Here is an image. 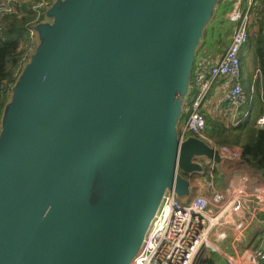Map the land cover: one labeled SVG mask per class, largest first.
Segmentation results:
<instances>
[{"label":"water","instance_id":"water-1","mask_svg":"<svg viewBox=\"0 0 264 264\" xmlns=\"http://www.w3.org/2000/svg\"><path fill=\"white\" fill-rule=\"evenodd\" d=\"M220 1L51 5L1 119L0 264H131L165 193L222 162L177 127Z\"/></svg>","mask_w":264,"mask_h":264},{"label":"built area","instance_id":"built-area-1","mask_svg":"<svg viewBox=\"0 0 264 264\" xmlns=\"http://www.w3.org/2000/svg\"><path fill=\"white\" fill-rule=\"evenodd\" d=\"M55 1H1L0 26L5 15L22 13L26 4L30 6L35 16L30 27H27L29 41L12 75L13 83L6 85L9 95L35 47L34 25L44 20L47 10ZM263 11L264 7L258 0H246L244 9L241 0H236L232 11L226 14V19L235 23L229 43L218 59L204 66L193 77L196 93L189 94L188 99L185 100L188 104L187 119L181 130L179 129L182 142L190 134L217 150L223 158L239 162L250 159L243 155L239 148L216 143L207 132L203 107L213 83L224 79L227 81L226 95L222 100L224 119L231 126L240 123V111L246 103L241 52L249 44L252 33L264 36V29L259 23ZM260 72V69L256 70L255 81L259 78ZM260 96L263 100V93ZM185 102L183 108H186ZM250 114L251 109L247 110L245 116ZM256 127L264 128V113L257 119ZM202 164L204 175L199 179L204 193L197 194L191 201L184 203L173 190L167 191L143 245L131 264H198L202 254L208 250L226 259L228 264H262L264 245L261 242L248 247L236 256L227 254L219 244L227 241L229 231L234 233V242L239 243L254 216L260 212L264 213V185L253 182L249 177H243L238 180L234 192L221 191L218 189L217 164L209 160H204Z\"/></svg>","mask_w":264,"mask_h":264},{"label":"trees","instance_id":"trees-1","mask_svg":"<svg viewBox=\"0 0 264 264\" xmlns=\"http://www.w3.org/2000/svg\"><path fill=\"white\" fill-rule=\"evenodd\" d=\"M0 0V4H1ZM262 3L264 7V0H258ZM225 13L217 6V12L215 13L214 20H212V30L210 39L206 40L203 44V49L207 51L208 47L211 51H216L220 53V49L217 47H223L225 43V38L229 36V32L223 38L219 34L215 36L218 32V27L220 23H223ZM35 19L34 13L32 12L30 6L26 4L23 8L22 13L5 15L1 20L0 26V131H1V119L3 115L4 107L10 99V95L7 92L6 85L13 83L12 75L16 69L17 62L22 53L25 52V47L29 41L27 27ZM43 20V19H42ZM260 27L264 29V12L260 19ZM30 27V26H29ZM208 34V32H207ZM28 36V37H27ZM206 39L209 38L205 37ZM215 39V41H214ZM257 49V55L261 56L260 68L264 71V42L261 38H257L252 44ZM202 49V52H203ZM201 53V52H200ZM199 50L197 52V59L195 60L194 68L196 69L197 64L201 66H207L211 64L212 56L206 61V59L212 54L208 55L205 53L206 58L202 59ZM208 53V51H207ZM201 61V62H200ZM252 80L244 87V92L246 89V103L249 104V109H251V114L249 115L247 121L240 123L236 126L224 125L218 122H212L208 120L207 132L208 134L220 145H229L232 147L239 148L242 154L253 160L255 165L262 171H264V128L256 127V121L264 113V79L255 85L254 91L252 92ZM256 93V97L250 106V99L253 94ZM263 93V100L260 94ZM245 103V104H246ZM198 264H216L211 257H202ZM264 264V261L262 262Z\"/></svg>","mask_w":264,"mask_h":264},{"label":"crops","instance_id":"crops-1","mask_svg":"<svg viewBox=\"0 0 264 264\" xmlns=\"http://www.w3.org/2000/svg\"><path fill=\"white\" fill-rule=\"evenodd\" d=\"M257 38H261V40L264 42V36H262L261 34L252 33L248 44L249 50L247 55H249L250 52L254 53V59H253L254 70L251 72V78L253 82L251 86V90L252 87L255 88V85L264 79V71H262V69L260 68L261 66L260 60L262 58L260 55L256 54L257 49L252 45L253 42L257 40ZM242 52H241V64H243L244 62ZM205 53L207 54L206 50ZM222 54L223 52L221 51L220 53H218V56L215 55L217 57H215L214 59L212 58L213 61L215 59H218L219 56ZM202 59L204 58L202 57ZM201 64L198 63L196 69L194 68L192 74L193 75L192 80L194 75L203 69L204 66L202 67ZM257 69H260L261 72L259 78L255 81L254 75ZM226 85H227V81L224 79L217 80L213 83L210 94L203 107V112L205 114L206 120L209 119L212 122H218L224 125H228L227 121L224 119V114L222 109V100L223 97L226 95ZM195 93H196V88L192 82L190 85L189 94H195ZM256 97L258 98V95H256L255 97L252 96V98L250 99V103H252ZM185 107L186 108H183L184 113L181 118V120L182 119L185 120L183 123L181 122L179 123L180 130L184 126L185 121L187 119V114H186V109L188 108L187 101L185 102ZM180 124H182L181 127ZM216 174H217L218 189L221 191L234 192L236 190L238 180L243 177H249L253 182L264 185V171L259 170L252 159H248L246 162L245 161L239 162L224 158L222 159V162L217 165ZM200 177L201 176L199 175H193V177L190 178L191 185L189 186L188 195L186 197L179 198L182 202L184 203L189 202L195 195L204 193L202 188V183L199 179ZM259 242H261L264 245V213L261 212L254 216V218L251 221V224L246 229L245 234L239 243L234 242V233L229 231L227 241L220 243L219 246L223 251H225L230 256H236L239 253H241L243 250ZM219 258H220V264H228L226 259H223L221 257Z\"/></svg>","mask_w":264,"mask_h":264},{"label":"rangeland","instance_id":"rangeland-1","mask_svg":"<svg viewBox=\"0 0 264 264\" xmlns=\"http://www.w3.org/2000/svg\"><path fill=\"white\" fill-rule=\"evenodd\" d=\"M236 1V0H235ZM235 1H230V0H222L219 2L218 4V7H220V9L223 11V13L225 14H228L229 12L232 11L233 7H234V2ZM242 4H243V9L244 7L246 6V0H241ZM217 12V10H216ZM215 12V13H216ZM53 19L52 17H46L45 19V22L48 23V24H52L53 23ZM214 20V18H213ZM43 22V23H45ZM213 22V21H212ZM212 22L210 23V25L205 29V32H204V38L200 44V47H199V53L201 55V57H203L204 59L206 58V55H205V49H203V44L204 42H206V40H209L210 39V35L211 34V30H212V27H211V24ZM41 22H39L38 24L34 25V28H37L39 25L43 24ZM235 23L229 21L226 19V15L224 17V21L223 23H220V26L218 27V32L215 34V36H217V34H219L220 32V35L221 37L223 38L224 36H226V34L229 32V36H231V32L233 30V27H234ZM36 26V27H35ZM37 31V30H36ZM208 32V34H207ZM207 35L209 36L208 39H206L205 37H207ZM229 36H227L225 38V43H224V46L223 47H219V44L217 45V47L220 49V52H224V50L226 49V46L227 44L229 43ZM28 37V36H27ZM37 38H38V44L40 43V38H39V33L37 31ZM215 41V39H214ZM202 49H203V52H202ZM248 50H249V45L247 44L244 48H243V59H244V62L242 64V76H243V82H244V85L247 86V84L249 82H251L252 78H251V72L254 70V65H253V59H254V53L253 52H250L249 55L248 54ZM208 51V55L212 54L211 56H209L206 61H208V59L212 56H215L214 54L216 53V51H211L210 48L208 47L207 49ZM218 53L217 52V56H218ZM215 56V57H217ZM214 57V58H215ZM213 58V59H214ZM212 59V61H213ZM255 72V71H254ZM253 76V75H252ZM245 93H246V89H245ZM257 94L254 93L253 96L255 97ZM188 96L185 98L186 100L188 99ZM247 110H249V104L246 103L242 106L241 108V111H240V119L243 120V122L247 121L248 117L249 116H245V113L247 112ZM185 119H182L180 122L183 123ZM182 126V124H180V127ZM177 127L179 128V124H177ZM190 135H188L187 137H189ZM103 197V194L99 191L96 195L94 194V186H93V190H92V197H91V202L92 204H97L99 202H101V199ZM240 246V245H239ZM225 248V247H224ZM242 250V249H240ZM211 257L216 264H220V258L214 254V252L208 250V251H205L204 254H202V257Z\"/></svg>","mask_w":264,"mask_h":264}]
</instances>
